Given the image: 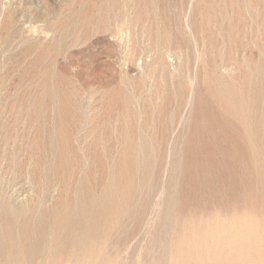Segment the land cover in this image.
I'll list each match as a JSON object with an SVG mask.
<instances>
[{
    "label": "rangeland",
    "instance_id": "rangeland-1",
    "mask_svg": "<svg viewBox=\"0 0 264 264\" xmlns=\"http://www.w3.org/2000/svg\"><path fill=\"white\" fill-rule=\"evenodd\" d=\"M263 97L264 0H0V264H264Z\"/></svg>",
    "mask_w": 264,
    "mask_h": 264
},
{
    "label": "bare ground",
    "instance_id": "bare-ground-1",
    "mask_svg": "<svg viewBox=\"0 0 264 264\" xmlns=\"http://www.w3.org/2000/svg\"><path fill=\"white\" fill-rule=\"evenodd\" d=\"M260 68V67H259ZM262 68V67H261ZM261 70V69H260ZM260 73V72H259ZM263 99H264V97H263ZM250 127H251V125H250ZM252 131V130H251ZM3 205V204H2ZM10 205V204H9ZM11 205H16V204H11ZM28 206V205H27ZM10 208V207H9ZM15 208V207H14ZM11 209V208H10ZM4 211V210H3ZM17 212V211H16ZM4 213H5V211H4ZM19 216V215H18ZM19 218V217H18ZM25 231V230H24ZM16 234V233H15ZM1 235V234H0ZM2 238V237H1ZM26 238V237H25ZM86 238V237H85ZM92 239V238H91ZM82 241V240H81ZM79 243V242H78ZM81 243V242H80ZM58 244V243H57ZM69 246V245H68ZM84 246H85V244H84ZM3 249V248H2ZM81 249V248H80ZM63 250V249H62ZM80 251V250H79ZM65 252V251H64ZM89 252V251H88ZM3 253V252H2ZM67 254V253H66ZM89 254V253H88ZM4 255V254H3ZM2 255V256H3ZM88 256V255H87ZM86 257V256H85ZM89 257V256H88ZM6 258H8V257H6ZM15 259V258H14Z\"/></svg>",
    "mask_w": 264,
    "mask_h": 264
}]
</instances>
